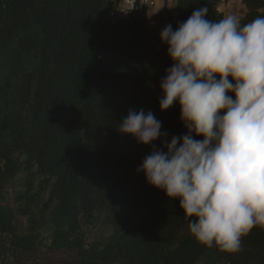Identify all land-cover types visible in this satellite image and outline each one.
Listing matches in <instances>:
<instances>
[{"label":"trees","instance_id":"1","mask_svg":"<svg viewBox=\"0 0 264 264\" xmlns=\"http://www.w3.org/2000/svg\"><path fill=\"white\" fill-rule=\"evenodd\" d=\"M220 2L175 0L167 25L176 30L202 7L219 21ZM241 4L242 24L264 16V0ZM107 6L0 0L2 264H43L60 250L76 254L68 264H264V228L242 237L238 252L205 246L190 234L179 198L136 171L152 144L188 129L178 102L160 109V82L173 65L160 31L148 14L106 22ZM140 109L166 137L145 145L119 130ZM100 224L110 235L90 242Z\"/></svg>","mask_w":264,"mask_h":264},{"label":"clouds","instance_id":"2","mask_svg":"<svg viewBox=\"0 0 264 264\" xmlns=\"http://www.w3.org/2000/svg\"><path fill=\"white\" fill-rule=\"evenodd\" d=\"M207 13L198 8L176 30L169 24L160 32L173 61L160 82V109L178 102L188 134L158 148L152 142L167 132L143 109L129 110L119 130L152 144L136 171L179 198L190 234L238 252L242 237L264 228V16L242 24L236 15L214 22Z\"/></svg>","mask_w":264,"mask_h":264},{"label":"rangeland","instance_id":"3","mask_svg":"<svg viewBox=\"0 0 264 264\" xmlns=\"http://www.w3.org/2000/svg\"><path fill=\"white\" fill-rule=\"evenodd\" d=\"M227 1V0H226ZM237 3H239L238 0H235L233 2V6H231L232 10H236V12H240L241 9L239 10L237 7ZM226 10V6L224 7ZM175 10V0H155V5L150 7L149 13H148V23L152 25V19L153 17H156L157 21L159 24L154 25L156 28L161 32L164 27L167 26L168 24V19L169 15L173 14ZM234 15L238 16L237 13L234 12ZM18 188L17 186L14 188H10L9 193H8V202L11 204L13 203V194H14V189ZM110 229L109 227L100 224L96 229H94L91 234L89 241L92 242L94 240H102L106 239L110 235ZM76 260V254L71 253L67 250H60L56 253L50 254L49 256L46 257V260H42L43 264H68L70 261H75ZM0 264H2L0 260ZM79 264V263H76Z\"/></svg>","mask_w":264,"mask_h":264},{"label":"built area","instance_id":"4","mask_svg":"<svg viewBox=\"0 0 264 264\" xmlns=\"http://www.w3.org/2000/svg\"><path fill=\"white\" fill-rule=\"evenodd\" d=\"M155 5V0H108L106 9V22H122L137 16L149 13L150 7ZM158 21L152 19V25Z\"/></svg>","mask_w":264,"mask_h":264},{"label":"crops","instance_id":"5","mask_svg":"<svg viewBox=\"0 0 264 264\" xmlns=\"http://www.w3.org/2000/svg\"><path fill=\"white\" fill-rule=\"evenodd\" d=\"M234 1L235 0H227V1L226 0H221L220 9L224 11L225 16L234 15V12L239 14L238 11L236 12L237 9L236 10H232V8H231V6L234 5L233 4ZM238 1H239V3H237V7L240 10L241 8H243V5L241 4V0H238ZM225 6H226L227 10L224 8Z\"/></svg>","mask_w":264,"mask_h":264}]
</instances>
